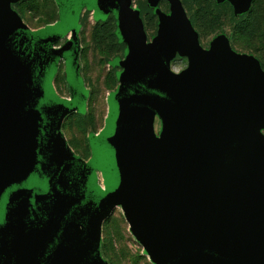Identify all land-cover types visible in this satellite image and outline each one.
Segmentation results:
<instances>
[{
    "label": "rangeland",
    "instance_id": "rangeland-1",
    "mask_svg": "<svg viewBox=\"0 0 264 264\" xmlns=\"http://www.w3.org/2000/svg\"><path fill=\"white\" fill-rule=\"evenodd\" d=\"M182 1L191 7L211 5L214 20L207 36L197 40ZM250 2L241 9L231 0H78L74 25L49 45L48 52L56 58L40 79L49 102L58 106L48 139L71 161L88 168L96 189L105 191L97 142L130 78L155 63V90L137 105L133 131L159 160L160 200L171 195L186 201L173 144L182 97L194 101L200 96L217 110L206 117L208 137L226 159L249 222L264 233L262 54L254 51L258 43L231 29L245 17ZM256 3L264 19V0ZM0 14V38L6 40L19 39L20 32H44L62 20L64 10L59 0H2ZM8 142L15 144L12 136ZM218 221L195 219V224L215 234ZM63 242L74 264H114V255L121 264H160L133 228L119 197L93 232L81 222L66 224ZM215 264L237 263L222 258Z\"/></svg>",
    "mask_w": 264,
    "mask_h": 264
},
{
    "label": "water",
    "instance_id": "water-1",
    "mask_svg": "<svg viewBox=\"0 0 264 264\" xmlns=\"http://www.w3.org/2000/svg\"><path fill=\"white\" fill-rule=\"evenodd\" d=\"M59 2L64 15L56 25L36 35L20 32L19 39L0 38V264H74L63 242L65 225L81 222L93 232L118 197L160 264H215L222 258L264 264L250 252L264 247V233L249 222L226 159L208 137L206 117L217 110L200 96L194 101L182 97L173 144L186 201L171 195L160 200L159 160L133 131L137 105L154 92L146 87L155 86V63L130 78L97 142L105 191L96 189L88 168L71 161L48 139L58 106L49 102L40 79L56 58L49 45L73 27L78 5V0ZM180 135L194 139L195 160L181 157ZM9 136L15 144H9ZM216 181L227 183L224 193L214 192ZM229 215L232 221L227 223ZM195 219H218L220 227L207 234Z\"/></svg>",
    "mask_w": 264,
    "mask_h": 264
},
{
    "label": "trees",
    "instance_id": "trees-1",
    "mask_svg": "<svg viewBox=\"0 0 264 264\" xmlns=\"http://www.w3.org/2000/svg\"><path fill=\"white\" fill-rule=\"evenodd\" d=\"M213 1V0H211ZM257 0H251L250 8L244 18H241L237 22L232 24V30L235 33H244L247 35V39L254 40L258 43L255 53L259 56V64L261 68H264V19L259 17V7H257ZM197 2V1H193ZM182 6L188 13L190 23L196 33L197 40L202 39L207 36L212 31V20H214L211 14V5L198 6L191 3H186L182 1ZM189 6L190 8H187ZM264 8V7H263ZM56 9V8H55ZM114 264H121V258L114 255ZM120 259V260H119Z\"/></svg>",
    "mask_w": 264,
    "mask_h": 264
},
{
    "label": "bare ground",
    "instance_id": "bare-ground-1",
    "mask_svg": "<svg viewBox=\"0 0 264 264\" xmlns=\"http://www.w3.org/2000/svg\"><path fill=\"white\" fill-rule=\"evenodd\" d=\"M154 90H155V86H153V85L146 87L147 92H152ZM208 111H210V110H208ZM201 120L203 122L202 118H201ZM201 120H199L198 123L196 124L197 127L201 126V123H200ZM178 140L179 141H178L177 145H178V149H179L181 157L186 158V159H190V160H192V159L195 160L196 154L194 151L195 150L194 139L193 138H187L184 135H180ZM207 158H208V156H207ZM223 182H224V184H222ZM223 182L222 183H221V181L220 182H218V181L214 182L213 188L215 189L214 190L215 193H217V194L224 193V191L226 190L228 185L226 186L227 183L225 184V181H223ZM228 217L225 218L227 223L232 221L231 220L232 216L229 215ZM251 250H250V252L254 255L255 259H257L261 262L264 261V247H262V246H260L259 248L253 247Z\"/></svg>",
    "mask_w": 264,
    "mask_h": 264
},
{
    "label": "crops",
    "instance_id": "crops-1",
    "mask_svg": "<svg viewBox=\"0 0 264 264\" xmlns=\"http://www.w3.org/2000/svg\"><path fill=\"white\" fill-rule=\"evenodd\" d=\"M232 1V3L235 5V6H237V7H239V8H241V9H245V7L248 5V3L247 2H249L250 0H231ZM246 1V2H245ZM246 3H247V5H246Z\"/></svg>",
    "mask_w": 264,
    "mask_h": 264
}]
</instances>
